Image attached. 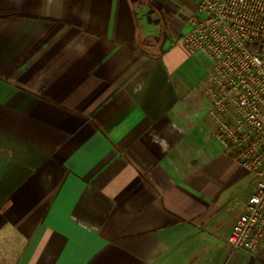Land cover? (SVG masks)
<instances>
[{"label":"crops","instance_id":"obj_1","mask_svg":"<svg viewBox=\"0 0 264 264\" xmlns=\"http://www.w3.org/2000/svg\"><path fill=\"white\" fill-rule=\"evenodd\" d=\"M201 0H0V264H264L210 116Z\"/></svg>","mask_w":264,"mask_h":264},{"label":"built area","instance_id":"obj_2","mask_svg":"<svg viewBox=\"0 0 264 264\" xmlns=\"http://www.w3.org/2000/svg\"><path fill=\"white\" fill-rule=\"evenodd\" d=\"M183 37L210 62V116L227 151L256 187L228 243L255 254L264 243V0H201Z\"/></svg>","mask_w":264,"mask_h":264},{"label":"rangeland","instance_id":"obj_3","mask_svg":"<svg viewBox=\"0 0 264 264\" xmlns=\"http://www.w3.org/2000/svg\"><path fill=\"white\" fill-rule=\"evenodd\" d=\"M197 2H199L200 0H196Z\"/></svg>","mask_w":264,"mask_h":264}]
</instances>
